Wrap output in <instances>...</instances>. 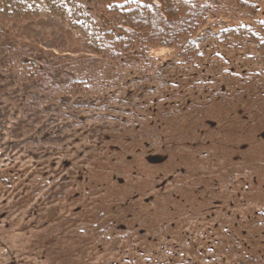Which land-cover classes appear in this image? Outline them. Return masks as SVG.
Segmentation results:
<instances>
[{
  "label": "trees",
  "instance_id": "trees-1",
  "mask_svg": "<svg viewBox=\"0 0 264 264\" xmlns=\"http://www.w3.org/2000/svg\"><path fill=\"white\" fill-rule=\"evenodd\" d=\"M212 16V0H0V207L52 264H264V19L207 46ZM127 62L157 71L93 91Z\"/></svg>",
  "mask_w": 264,
  "mask_h": 264
},
{
  "label": "rangeland",
  "instance_id": "rangeland-1",
  "mask_svg": "<svg viewBox=\"0 0 264 264\" xmlns=\"http://www.w3.org/2000/svg\"><path fill=\"white\" fill-rule=\"evenodd\" d=\"M212 1L214 2V16L209 19V25L204 27V30L200 32L204 45L208 46L211 42H214L212 37L218 34L224 26L247 24L248 26L256 27L258 21L264 19L263 10L248 12L235 4L227 3L225 0ZM262 9L264 8L262 7ZM236 43L238 45L239 41ZM227 55L229 56V54ZM151 56L154 66L157 64L159 66L162 63L168 65L166 66L169 68L168 76H171L169 88H175L172 84L176 80V72L178 71L177 69H179V66L175 64V62H177L175 52L168 48H161L151 52ZM217 59L218 58H214L212 61L214 60L217 62ZM123 65H127L128 68L118 67L113 70L104 68L101 65L98 66V72L95 74V81L92 82L95 87L93 91L100 93L101 91H108L111 93L120 89L119 94L125 96L127 86L132 88L139 84V81L128 78L131 73L134 72L137 76H153L157 71L153 69L154 67L148 70L140 69L141 66L138 63L129 64V62H127L125 64L123 63ZM136 70L137 72H135ZM180 71L179 69V72ZM212 71L213 70H210L209 72ZM191 73L193 74L194 70H191ZM200 74L201 73L197 74V76H199L198 79H200ZM126 81L128 83L127 86L124 85ZM208 81L209 79L207 83ZM148 85V87H151L153 83L149 82ZM199 85L201 86L202 82L193 85V88L199 90ZM130 92L133 93L131 90ZM156 92L157 90L155 94ZM152 94L153 92H149L148 96H152ZM261 197L263 196L261 195ZM9 206L10 205H7L5 208L0 207V264H52L53 257L47 250L46 235L40 236L39 232H34L31 228L28 229L29 223L26 222L24 218H16V208H9Z\"/></svg>",
  "mask_w": 264,
  "mask_h": 264
}]
</instances>
